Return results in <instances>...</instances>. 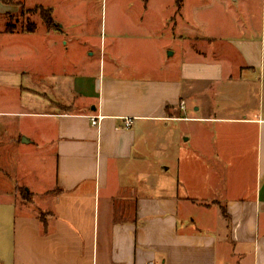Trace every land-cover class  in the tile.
Instances as JSON below:
<instances>
[{
  "label": "crops",
  "instance_id": "obj_1",
  "mask_svg": "<svg viewBox=\"0 0 264 264\" xmlns=\"http://www.w3.org/2000/svg\"><path fill=\"white\" fill-rule=\"evenodd\" d=\"M79 1L69 2L72 10L85 6L86 15L74 13L78 22L94 23V3ZM40 2L0 0V38L30 33L23 27L35 19L12 24L9 17L22 7L40 17L47 7ZM177 5L164 20L172 40L182 42L176 65L167 63L175 50L159 53L157 66L129 61L123 43L146 37L114 34L110 53L99 40L98 68L47 63L37 87L11 85L32 105L1 108L0 122L20 114L39 123L22 134L4 131L0 154L16 140L23 151L46 143L56 165L53 186L44 191L48 208L15 213L12 201L6 204L0 264H264V29L254 38L250 29L244 38L219 40L237 57L229 66L214 53L217 45H191L200 23L182 0ZM6 54L14 60L18 53ZM12 67L28 75L34 66ZM0 82L10 84L2 76ZM229 89L240 98H222ZM91 116L99 117L97 125ZM176 131L180 141L161 144V132ZM22 187L33 204L37 191Z\"/></svg>",
  "mask_w": 264,
  "mask_h": 264
},
{
  "label": "rangeland",
  "instance_id": "obj_2",
  "mask_svg": "<svg viewBox=\"0 0 264 264\" xmlns=\"http://www.w3.org/2000/svg\"><path fill=\"white\" fill-rule=\"evenodd\" d=\"M70 1L43 0L40 2L47 6L44 8L51 17L52 24L48 31L42 24L39 11L35 9L28 11L22 7L11 12L9 18L12 24H15V21L19 23L26 18L35 20L30 33L16 31L7 35L9 38H6L7 36L3 38L4 34L1 35L0 76L7 78L10 84L0 82V109H18L19 106L21 110L30 109L32 103L24 105L25 97L20 98L17 91L10 87L12 84L13 86L21 84V86L37 87V84L35 86L34 83L40 84L37 79L41 78V71L49 68L48 64L55 67L59 64L82 67L84 63H90L91 68H98L99 40L101 39L102 45H105V52L110 53L107 46H112V43L108 40L114 34L120 37L143 34L146 37V39L143 38L144 40L138 39L123 43L124 45L121 47L127 52L129 61L135 63L150 61L152 66H157L162 51L167 55L168 52L175 50V55L169 57L167 63L177 64L180 58L179 53L182 52V42L172 40L171 24L165 23L164 20L173 15L175 6L178 8L179 0H148L147 2L144 0H80L79 2L85 5L94 3L91 10L94 23L89 25H82L74 15V13L79 17L86 15L85 6L79 11L72 10L69 5ZM144 3L147 6L145 10H143ZM182 3L183 10L192 15L193 21L197 22L198 20L200 23L194 27V35L189 38L191 45L204 51L214 49L217 45L218 48L214 50V53L224 56L228 60L229 66L236 64L237 57L226 43L217 44L219 40L233 41L237 38H244L249 35L248 30L250 29L253 30V34L250 36L254 38L259 35L258 32L261 29H264V0H182ZM141 14H143L142 17ZM59 22L64 27H61ZM1 28L3 27L0 25ZM200 36L201 38H199ZM205 36H212L211 38L214 39L202 38ZM215 39L217 42L214 41ZM262 41L264 43L263 35ZM7 52H17L18 54L14 60H11L8 58ZM92 53L93 55H91ZM24 57L26 58L24 59ZM204 57L209 58L210 55L206 54ZM23 61L34 66L33 71L28 75H20L16 73L18 71L13 70V64L16 67ZM7 63L11 65L5 69L1 68ZM46 84L49 86L50 83L46 82ZM224 94L222 98H240L237 93L234 96L230 89ZM262 95L263 91L261 90V98H263ZM7 101L10 105L15 104V106L4 107V103ZM9 118L5 117L4 121L0 122V138L4 131L15 135L19 132L22 134V132H28L31 125L39 123L34 118L20 114ZM173 125H177V122H173ZM180 136L178 131L173 135L169 134V137L161 132L160 142L162 144L167 138L180 141ZM19 140L20 143L23 142L22 135ZM17 143L18 140L15 143L11 142L8 154L7 152L0 154V217L8 210V205H6L9 204L8 201H12V205H10L15 213L33 208L40 211L46 206L47 208L50 206L46 202L47 193L44 191L53 186L55 155L48 151L46 143H43L38 149L28 146L25 151L18 146L14 148ZM149 146H152L151 139H149ZM159 157L168 160L171 157V151L168 154H160ZM23 185L37 191L33 204L26 202Z\"/></svg>",
  "mask_w": 264,
  "mask_h": 264
},
{
  "label": "trees",
  "instance_id": "obj_3",
  "mask_svg": "<svg viewBox=\"0 0 264 264\" xmlns=\"http://www.w3.org/2000/svg\"><path fill=\"white\" fill-rule=\"evenodd\" d=\"M6 1L11 2L12 0H6ZM40 17H41L44 25L47 28H49L52 23H51V17H50V15H49V13H48V11L46 9L40 10ZM32 27H33V24L31 22H27V23H25V26L23 28L26 29V30L31 31ZM7 28H8V30H12L13 29V27H7ZM24 196L27 197L26 199L30 198L29 197V193H25ZM40 216H41L40 218H41V221H42L43 220L42 214H40ZM42 222H44V220Z\"/></svg>",
  "mask_w": 264,
  "mask_h": 264
},
{
  "label": "built area",
  "instance_id": "obj_4",
  "mask_svg": "<svg viewBox=\"0 0 264 264\" xmlns=\"http://www.w3.org/2000/svg\"><path fill=\"white\" fill-rule=\"evenodd\" d=\"M180 107H183V102H180L179 103ZM98 120H99V117L98 116H91L90 117V123L92 125H97L98 124ZM130 124V119L129 118H126L125 122H124V125L125 126H128ZM150 264V263H148Z\"/></svg>",
  "mask_w": 264,
  "mask_h": 264
},
{
  "label": "water",
  "instance_id": "obj_5",
  "mask_svg": "<svg viewBox=\"0 0 264 264\" xmlns=\"http://www.w3.org/2000/svg\"><path fill=\"white\" fill-rule=\"evenodd\" d=\"M168 54H170L169 52H168ZM25 139L24 138H22V141H24Z\"/></svg>",
  "mask_w": 264,
  "mask_h": 264
}]
</instances>
